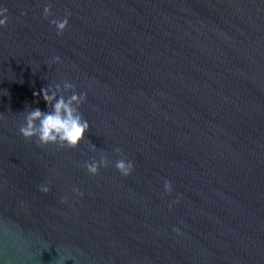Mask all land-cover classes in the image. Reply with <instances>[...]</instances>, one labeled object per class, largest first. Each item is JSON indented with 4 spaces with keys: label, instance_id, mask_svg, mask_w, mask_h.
I'll use <instances>...</instances> for the list:
<instances>
[{
    "label": "water",
    "instance_id": "95a60500",
    "mask_svg": "<svg viewBox=\"0 0 264 264\" xmlns=\"http://www.w3.org/2000/svg\"><path fill=\"white\" fill-rule=\"evenodd\" d=\"M0 7V264H264V0ZM64 81L87 94L84 140L24 138Z\"/></svg>",
    "mask_w": 264,
    "mask_h": 264
},
{
    "label": "clouds",
    "instance_id": "9594fccd",
    "mask_svg": "<svg viewBox=\"0 0 264 264\" xmlns=\"http://www.w3.org/2000/svg\"><path fill=\"white\" fill-rule=\"evenodd\" d=\"M7 7H0V27H5L8 21ZM23 14V13H22ZM43 15L48 18L53 15L52 4L48 3L43 8ZM71 13L67 12L63 18L51 19L50 23L55 26L57 35H62L69 24ZM60 58L54 57L55 62ZM71 90V95H65ZM40 93L47 104V111L40 108L31 109L24 116V123L21 124L19 131L26 139L35 138L36 142L42 146L50 144L60 147L76 148L84 140L86 132L90 125L80 112V106L86 101V93H77L75 85L69 81H64L63 85L55 83L53 85L42 87ZM40 93H36L39 95ZM92 151L96 150L95 144H89ZM121 153V149H114ZM110 160L107 156L101 155L99 160L93 159L85 163V168L90 175H97L101 167H107ZM115 168L121 175L128 176L134 170V164L124 158L115 161ZM164 189L167 192L172 191L171 181L165 180ZM40 190L47 193L50 191L46 185H41ZM76 195L82 196L79 188H73ZM178 231V229H177Z\"/></svg>",
    "mask_w": 264,
    "mask_h": 264
}]
</instances>
